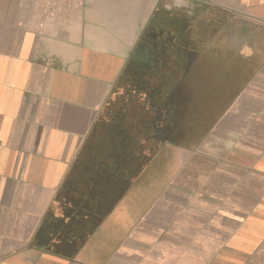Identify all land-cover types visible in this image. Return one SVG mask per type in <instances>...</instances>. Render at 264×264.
Segmentation results:
<instances>
[{
    "label": "crops",
    "instance_id": "crops-1",
    "mask_svg": "<svg viewBox=\"0 0 264 264\" xmlns=\"http://www.w3.org/2000/svg\"><path fill=\"white\" fill-rule=\"evenodd\" d=\"M31 2L0 0V264H264V57L198 67L174 11L232 24L243 45L249 30L264 38V0H85L44 29ZM153 48L169 66L155 61L140 95L153 114L128 124L170 130L147 141L107 124L100 145L123 78ZM210 69L205 103L226 102L222 75L249 73L212 121L178 112L177 79Z\"/></svg>",
    "mask_w": 264,
    "mask_h": 264
},
{
    "label": "flooded vegetation",
    "instance_id": "flooded-vegetation-1",
    "mask_svg": "<svg viewBox=\"0 0 264 264\" xmlns=\"http://www.w3.org/2000/svg\"><path fill=\"white\" fill-rule=\"evenodd\" d=\"M174 11L177 13L176 15L182 17V20L176 24L177 45H181L183 44L182 41L193 37L189 38L188 41H190L189 43L193 41V50L198 53L197 62L201 64L198 67L210 64L212 66H220L226 63L228 58H231L232 61L241 60L245 62L251 68L255 60L264 57V38L261 31L249 30V32L245 33L246 38L245 41L243 40V45H241L239 42L240 35L232 27V24L220 27L215 21L208 19L207 12L201 16H197L194 22L187 21L185 15L195 14L196 7L186 10L174 9ZM163 28L164 26L161 27V30ZM179 30H182V32L180 33ZM255 46L256 49L259 46L258 49L260 50L259 53L257 51V55L255 54ZM225 49L231 51L230 56H224ZM233 51L235 56H233ZM239 51L241 52L237 54ZM139 72L135 70L131 74L136 76ZM244 72L241 74L239 71H234L233 76L229 74L228 76L226 74L221 76V79L223 78L226 83V88H224V93L222 94L223 99L226 100L225 103H218L216 101L211 103L204 102L208 97V88H210V84L213 82L211 78L207 77V72L201 74L200 77H189L188 73H186L185 77L178 78L174 90H177L180 95L179 98L182 100L180 102L182 111H186L188 114H216L222 109L224 104L226 105L228 101L233 99L234 93L239 89L240 84L245 81L249 73V71Z\"/></svg>",
    "mask_w": 264,
    "mask_h": 264
},
{
    "label": "rangeland",
    "instance_id": "rangeland-1",
    "mask_svg": "<svg viewBox=\"0 0 264 264\" xmlns=\"http://www.w3.org/2000/svg\"><path fill=\"white\" fill-rule=\"evenodd\" d=\"M152 53L150 55V60L148 59L147 62H145V66L141 63L138 65L141 68V73L134 78L133 80H129V78H123V81L120 85V88L116 94V97L112 103L111 106L106 111V117L101 122L100 126L102 128V135L100 137V145H103L104 143V136L107 135L106 132H104V128L107 126V124L112 125L113 130L115 129H123L126 130L128 127L130 130H135L137 126H139L140 130V137L145 138V140H155V141H162L164 138V134H167V132L170 130L169 127L166 125V128L157 127L159 124L155 122H150L147 120L144 123V120H140L139 123H136L132 126L128 124L130 117L136 116L137 114H153V112L147 111V108H145L142 105V102L140 101V95L142 92H150L152 93L153 87L152 82H156L155 80L158 79V74L162 73L161 71H157V62L155 61H163L165 62V65H168L169 63L166 62L165 58L156 50V48H153ZM165 60V61H164ZM163 62H161L163 64ZM169 66V65H168ZM138 67H135V70ZM173 68V64L171 66ZM143 69V70H142ZM170 72V73H169ZM169 72H166L164 77L160 78V81L163 83L164 81L166 84H160L159 89H157V93L160 96L161 104L159 107H164L167 105L168 101L171 99L168 97H161V94L164 93L166 90H168V78L172 75V70ZM216 73V70L210 69L208 71V75L211 77L212 80H214L213 75ZM164 79V80H163ZM153 108V105H152ZM177 111H181V104L178 103ZM136 114V115H135ZM173 114H176V110ZM180 114V113H179ZM137 115V116H139ZM193 120H188L187 126H191V122ZM146 128V129H145ZM145 129V132H144Z\"/></svg>",
    "mask_w": 264,
    "mask_h": 264
},
{
    "label": "built area",
    "instance_id": "built-area-1",
    "mask_svg": "<svg viewBox=\"0 0 264 264\" xmlns=\"http://www.w3.org/2000/svg\"><path fill=\"white\" fill-rule=\"evenodd\" d=\"M85 0H32V15L40 29L79 12Z\"/></svg>",
    "mask_w": 264,
    "mask_h": 264
},
{
    "label": "trees",
    "instance_id": "trees-1",
    "mask_svg": "<svg viewBox=\"0 0 264 264\" xmlns=\"http://www.w3.org/2000/svg\"><path fill=\"white\" fill-rule=\"evenodd\" d=\"M198 115H199V114H198ZM196 116H197V115H196ZM209 120H210V121L213 120V117L211 116V114H210ZM193 121H195V122H199V121H198V117H194ZM196 137H202V136L199 135V136H196Z\"/></svg>",
    "mask_w": 264,
    "mask_h": 264
}]
</instances>
